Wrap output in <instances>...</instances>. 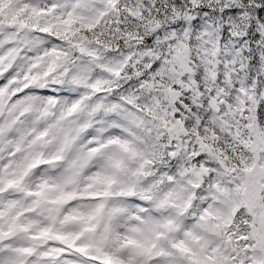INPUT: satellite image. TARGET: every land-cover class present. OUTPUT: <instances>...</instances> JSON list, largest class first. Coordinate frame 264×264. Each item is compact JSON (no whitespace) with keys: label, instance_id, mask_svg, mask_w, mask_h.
I'll return each instance as SVG.
<instances>
[{"label":"snow or ice","instance_id":"obj_1","mask_svg":"<svg viewBox=\"0 0 264 264\" xmlns=\"http://www.w3.org/2000/svg\"><path fill=\"white\" fill-rule=\"evenodd\" d=\"M0 264H264V0H0Z\"/></svg>","mask_w":264,"mask_h":264}]
</instances>
